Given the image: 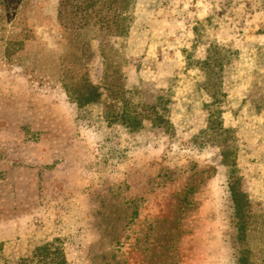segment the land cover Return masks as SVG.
Listing matches in <instances>:
<instances>
[{
    "label": "rangeland",
    "instance_id": "374dc122",
    "mask_svg": "<svg viewBox=\"0 0 264 264\" xmlns=\"http://www.w3.org/2000/svg\"><path fill=\"white\" fill-rule=\"evenodd\" d=\"M263 78L264 0H0V255L264 264ZM118 86L161 120H114Z\"/></svg>",
    "mask_w": 264,
    "mask_h": 264
},
{
    "label": "trees",
    "instance_id": "16d2710c",
    "mask_svg": "<svg viewBox=\"0 0 264 264\" xmlns=\"http://www.w3.org/2000/svg\"><path fill=\"white\" fill-rule=\"evenodd\" d=\"M216 48L212 47L207 50L205 59L200 61L198 64V68L205 75L206 81L203 83V88L208 93L209 96L213 98V101L216 99L215 92L218 91L219 81L216 80L220 77L219 71L221 70V59L219 55H217ZM224 64V63H223ZM264 81V78H263ZM136 93L138 90L132 89L130 91L125 90L122 86H118L116 91H109L111 94V100L113 103L106 104V109H113L114 113L113 118L120 121V123H124L126 127H128L131 131L138 130L143 123V119L151 115V122H156V120L162 118L163 112L162 110L165 107L166 100H163L160 97V100H157V97L152 99L151 101H142L135 103L133 100L136 99ZM126 94H130L129 96ZM99 100L102 98L101 94H98ZM264 97V96H263ZM163 101V105L161 106L162 110H158V104ZM101 103V101H100ZM143 109V112L141 111ZM222 109L215 107L214 109H209L208 114V129L217 128L221 132H227L229 137L231 135V130L222 127V119H221ZM145 116V117H144ZM219 125V127H218ZM233 145V144H231ZM221 148V155L223 161L227 162V158L232 156L229 165H232L230 172H234L236 170V161H235V152L231 146L224 145ZM231 193H233V188H230ZM56 240L53 239L50 242L43 243L41 245L35 246L29 254L18 257L17 260L12 259L11 257L8 259L0 255V264H67L64 254L62 250L59 249V246H54L53 243Z\"/></svg>",
    "mask_w": 264,
    "mask_h": 264
}]
</instances>
